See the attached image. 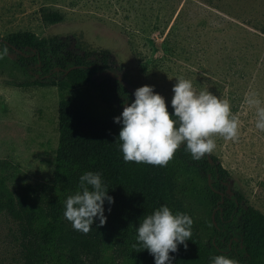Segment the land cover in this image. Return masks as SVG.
<instances>
[{"label": "trees", "instance_id": "1", "mask_svg": "<svg viewBox=\"0 0 264 264\" xmlns=\"http://www.w3.org/2000/svg\"><path fill=\"white\" fill-rule=\"evenodd\" d=\"M40 17L47 25L64 20L62 14L45 9ZM70 68L74 69L67 72ZM106 72L113 73L107 51L73 52L64 40L31 32L1 39L4 84L19 89L51 87L59 93L51 180L22 182L8 162L0 161V214L17 224L19 264H154L147 250L133 245L138 224L163 205L193 220L187 248L179 245L170 253L172 264H211L217 255L236 258L239 264H264V214L246 205L242 195L226 194L228 173L213 154L210 164L206 154L195 160L181 146L166 166L123 160L118 140L122 125L113 118L134 96L102 75ZM88 85L97 93L101 110L83 93ZM89 171L102 173L114 203L105 202L106 223L99 226L96 220L93 230L84 234L65 219L64 211L67 197L80 190V176ZM217 192L224 194L222 203ZM214 210L216 225L211 218Z\"/></svg>", "mask_w": 264, "mask_h": 264}, {"label": "rangeland", "instance_id": "2", "mask_svg": "<svg viewBox=\"0 0 264 264\" xmlns=\"http://www.w3.org/2000/svg\"><path fill=\"white\" fill-rule=\"evenodd\" d=\"M44 9L64 20L45 24ZM22 32L57 37L73 52L107 51L114 74L138 88L154 85L170 104L178 77L228 100L238 137L214 135L211 154L228 173V189L264 214V131L256 128L264 107V0H0V40ZM83 93L101 110L92 86ZM58 102L56 88L0 80V161L22 182L52 178ZM19 263L17 224L0 214V264Z\"/></svg>", "mask_w": 264, "mask_h": 264}, {"label": "clouds", "instance_id": "3", "mask_svg": "<svg viewBox=\"0 0 264 264\" xmlns=\"http://www.w3.org/2000/svg\"><path fill=\"white\" fill-rule=\"evenodd\" d=\"M171 99L172 112L166 99L155 92V86L137 88L134 100L125 102L114 123L122 125L118 140L125 162L166 166L181 146L192 158L199 160L216 148L214 135L227 140L238 137L239 118L231 112L228 100L212 94L208 89L197 91L192 80L175 79ZM250 105H260L251 98ZM256 128L264 131V107H257ZM80 190L67 197L64 217L72 227L84 234L92 231L93 224L106 223L105 202L114 203L100 172H85L80 176ZM110 211V209H109ZM192 218L173 211L166 205L144 216L136 228L137 244L154 257V264H172L179 245L187 248L192 235ZM211 264H239V260L225 255L212 257Z\"/></svg>", "mask_w": 264, "mask_h": 264}, {"label": "water", "instance_id": "4", "mask_svg": "<svg viewBox=\"0 0 264 264\" xmlns=\"http://www.w3.org/2000/svg\"><path fill=\"white\" fill-rule=\"evenodd\" d=\"M0 43H1V40H0ZM12 49H13V51H14L15 53H17V54H19V55H24L21 51L17 50L16 48L12 47ZM75 68H77V67H75ZM72 69H74V68H70L67 72H69V71L72 70ZM56 71H58V69H56ZM67 72H66V73H67ZM102 75H106V76H108V77H110V78L115 79L116 81H118V82L120 83V85H121V86H122L127 92H129V93H131V94L134 93L135 90H134L131 86H129V85L124 81V79H123L120 75L114 74V73H112V72H106V73H103ZM206 157H207V159H208V162H209L210 164H212V159H211V157H210V153H209V154H206ZM208 185L211 186V180H210L209 178H208ZM217 193L220 195V197H221V201H220V203H222V202H223V196H224V194H223V193H220V192H217ZM226 194H227L229 197H232L233 192H231L230 189H228V187H227V189H226ZM215 211H216V210L213 211L212 216H211L214 225H216L215 220H214V212H215Z\"/></svg>", "mask_w": 264, "mask_h": 264}]
</instances>
